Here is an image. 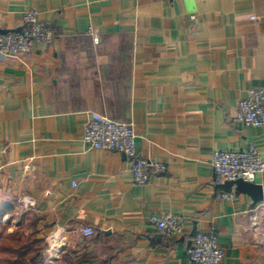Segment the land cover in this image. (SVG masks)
<instances>
[{
	"label": "crops",
	"instance_id": "1",
	"mask_svg": "<svg viewBox=\"0 0 264 264\" xmlns=\"http://www.w3.org/2000/svg\"><path fill=\"white\" fill-rule=\"evenodd\" d=\"M29 9L55 35L0 56V230L35 220L47 264H193L200 231L220 264H264V200L223 189L210 165L215 149L264 157V127L232 119L264 85V0H0V29ZM92 111L131 122L136 153L166 170L137 184L122 153L86 148ZM252 182L264 193V171ZM161 212L182 234L152 227Z\"/></svg>",
	"mask_w": 264,
	"mask_h": 264
},
{
	"label": "built area",
	"instance_id": "2",
	"mask_svg": "<svg viewBox=\"0 0 264 264\" xmlns=\"http://www.w3.org/2000/svg\"><path fill=\"white\" fill-rule=\"evenodd\" d=\"M22 21L20 30L0 32V56L15 57L28 52L35 43L53 39L54 29L38 18L36 10L25 11ZM232 119L247 126L264 127V85L251 88L245 97L238 100ZM135 138L131 122L117 121L94 111L89 113L82 133V143L86 148L122 153L129 161L132 181L144 184L149 181L151 170L160 174L166 167L162 162L139 156L135 149ZM210 165L217 183L236 179L252 182L258 173L264 171V157L253 144L243 149H215L211 154ZM233 196V192H219L215 197L231 199ZM149 222L165 236H177L183 232L182 217L172 213H153L149 216ZM83 232L91 235L93 229L84 228ZM186 253L193 264H220L225 250L215 233L200 231L193 236Z\"/></svg>",
	"mask_w": 264,
	"mask_h": 264
},
{
	"label": "trees",
	"instance_id": "3",
	"mask_svg": "<svg viewBox=\"0 0 264 264\" xmlns=\"http://www.w3.org/2000/svg\"><path fill=\"white\" fill-rule=\"evenodd\" d=\"M5 209L0 210V216ZM25 219L17 221V230L8 232L0 230V264H47L43 255L46 245L44 238H39L35 234L34 221L28 219L27 232L20 230Z\"/></svg>",
	"mask_w": 264,
	"mask_h": 264
},
{
	"label": "water",
	"instance_id": "4",
	"mask_svg": "<svg viewBox=\"0 0 264 264\" xmlns=\"http://www.w3.org/2000/svg\"><path fill=\"white\" fill-rule=\"evenodd\" d=\"M0 32L5 33L8 32V30L0 29ZM220 186L225 190H231V188L234 186V190L236 192L248 194L254 203L264 200V193H262L261 185L251 181H245L242 179H236L232 181L227 180L220 184Z\"/></svg>",
	"mask_w": 264,
	"mask_h": 264
},
{
	"label": "rangeland",
	"instance_id": "5",
	"mask_svg": "<svg viewBox=\"0 0 264 264\" xmlns=\"http://www.w3.org/2000/svg\"><path fill=\"white\" fill-rule=\"evenodd\" d=\"M13 217H16L15 220H16V219H20V218H21V213H18L17 215H13ZM11 218H12V217H11ZM11 218H9L8 224H10L9 222H10V219H11ZM23 218L25 219L24 222H26L24 225L27 226V225H28V221L26 220L25 217H23ZM11 223H12V222H11ZM12 224H13V223H12ZM0 225L2 226L1 223H0Z\"/></svg>",
	"mask_w": 264,
	"mask_h": 264
}]
</instances>
